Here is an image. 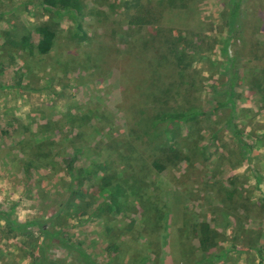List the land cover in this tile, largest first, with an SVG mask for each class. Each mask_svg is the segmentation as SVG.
Segmentation results:
<instances>
[{"label":"rangeland","instance_id":"374dc122","mask_svg":"<svg viewBox=\"0 0 264 264\" xmlns=\"http://www.w3.org/2000/svg\"><path fill=\"white\" fill-rule=\"evenodd\" d=\"M79 2L0 0V264H264V0Z\"/></svg>","mask_w":264,"mask_h":264},{"label":"trees","instance_id":"16d2710c","mask_svg":"<svg viewBox=\"0 0 264 264\" xmlns=\"http://www.w3.org/2000/svg\"><path fill=\"white\" fill-rule=\"evenodd\" d=\"M44 3L49 6L50 11H54L57 6H62L66 8V12L69 14H72V12H78L81 9V4L79 0H44ZM231 6L228 12V25L229 28H232L234 23H236L237 15L239 13V0H230ZM151 23V20L147 19L145 15L143 14H131L129 19H128V24L130 25H146ZM78 27H80V24H78ZM36 33L38 34L39 38L37 42L35 43V49L37 52L44 54L48 53L53 49L54 46V39H55V31L50 27L49 24L44 23L35 28ZM23 43L25 46L29 45V35L23 36ZM140 49L142 50L143 47V52L144 54L147 55V58H152V51L155 50V46L153 42L151 41H145L142 44H138ZM143 45V46H142ZM31 51L32 49L29 48ZM182 53L181 49L178 47L176 48L175 54L180 56ZM228 84V83H227ZM233 82L230 80L229 81V86L232 85ZM229 95L230 93L227 92ZM229 97L232 99V97L229 95ZM205 113L200 110L197 107L191 106L187 107L182 110H176V111H163L159 114H155L154 122L153 124H158L160 122H163L165 124V132H167L172 126L179 125L182 123H187V122H192L196 121L201 116H204ZM72 166L70 165L69 161H67V168L69 169L70 173L72 172ZM88 170L84 168H78L73 174L72 178L76 179L79 177L83 176V173H86ZM114 188L117 189L119 187L118 183H114L113 185ZM112 188L109 187L108 190ZM110 191V190H109ZM122 203L117 202L114 204H106V210L111 211L115 210L120 211L122 208ZM101 209V208H100ZM192 229H197L198 232V241H199V246L201 249V252L203 254V258L207 259L209 257L208 249L213 245L212 239L214 237V231L210 227L209 224L205 222H201L198 224H193Z\"/></svg>","mask_w":264,"mask_h":264}]
</instances>
